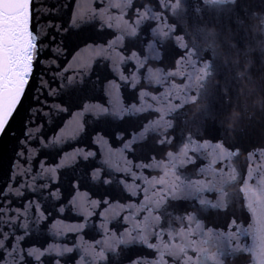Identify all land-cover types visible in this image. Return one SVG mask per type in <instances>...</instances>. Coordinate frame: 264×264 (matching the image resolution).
Masks as SVG:
<instances>
[{
	"label": "water",
	"instance_id": "1",
	"mask_svg": "<svg viewBox=\"0 0 264 264\" xmlns=\"http://www.w3.org/2000/svg\"><path fill=\"white\" fill-rule=\"evenodd\" d=\"M33 7L0 264H264V0Z\"/></svg>",
	"mask_w": 264,
	"mask_h": 264
},
{
	"label": "snow or ice",
	"instance_id": "2",
	"mask_svg": "<svg viewBox=\"0 0 264 264\" xmlns=\"http://www.w3.org/2000/svg\"><path fill=\"white\" fill-rule=\"evenodd\" d=\"M131 4L132 0H126V6L130 7ZM33 5L34 0H4L3 5H0V134H3L21 102L33 71L34 57L38 52L37 35H34L35 30L32 24L35 10ZM112 6L122 7L121 4ZM147 17V13H143L136 24L139 25L141 20ZM160 31L163 33L162 29ZM150 32L156 33V29H150ZM136 34L135 27H133L131 35L134 37ZM157 43L160 46V42ZM160 47L162 51V46ZM125 148H128V144H125ZM91 155L93 153H88V156ZM144 163L149 170L155 166L151 160ZM2 215L3 213H0V216ZM9 223H11L10 220ZM2 239L3 235L0 233V240ZM136 240H139L141 245H146L156 251L155 244L149 242L145 235L132 236L128 241L122 239L121 243H132ZM2 250L3 247L0 246V251ZM160 255L163 256L162 253ZM57 264H59L58 261ZM154 264H158V260H154Z\"/></svg>",
	"mask_w": 264,
	"mask_h": 264
}]
</instances>
